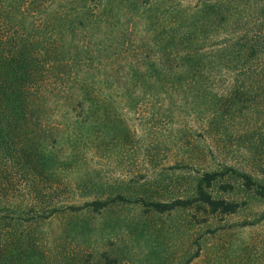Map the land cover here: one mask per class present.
<instances>
[{"label": "trees", "instance_id": "16d2710c", "mask_svg": "<svg viewBox=\"0 0 264 264\" xmlns=\"http://www.w3.org/2000/svg\"><path fill=\"white\" fill-rule=\"evenodd\" d=\"M80 2L72 8L66 0H0V264H52L49 237L39 230L60 215L128 203L157 214L196 208L229 217L241 208L227 198L238 188L264 201V0L254 7L202 0L165 21L164 36L156 33L134 50L112 0ZM219 84L229 87L221 92ZM159 89L170 101L168 113L177 107L206 127L203 155L216 169L202 170L186 198L102 192L81 206L64 202L60 190L76 185L67 180L72 168L85 164L90 150L99 158L109 143L114 147L120 100L137 113ZM229 115L241 132L227 130ZM182 147L184 159H193L187 143ZM15 187L18 197L10 193ZM263 220L264 214L250 225ZM117 262L107 256L104 264Z\"/></svg>", "mask_w": 264, "mask_h": 264}, {"label": "rangeland", "instance_id": "374dc122", "mask_svg": "<svg viewBox=\"0 0 264 264\" xmlns=\"http://www.w3.org/2000/svg\"><path fill=\"white\" fill-rule=\"evenodd\" d=\"M66 1L72 8L81 4L80 0ZM201 1L112 0V3L122 10L120 17L123 26H128L131 34L128 43L134 50L140 46L139 42L145 44L148 39H154L156 33L164 36L165 21L178 20L181 18L178 11L193 8ZM238 1L251 7L262 2ZM148 46L154 48L151 43ZM151 82L155 83V79ZM218 86L221 92L229 87L228 84ZM158 93L156 97L153 93L146 96L141 101L144 111L137 113L126 107L125 100H120L115 116L118 135L114 147L109 143L99 158L91 156L90 150L91 155H85V164L72 168L73 173L69 172L67 180L76 185L63 186L68 182L65 178L62 180L60 194L64 202L81 206L102 192L151 196L161 201L186 198L192 194L202 170L216 169L210 157L203 155L208 143L206 127L196 118H186L177 107L168 113L164 107L170 102L168 96ZM139 96L144 98L142 92ZM230 116L224 118L227 130L241 132L244 127L238 124L239 119L234 125V118ZM258 126L264 135L263 124ZM182 143H187L193 159H184ZM234 152V158L240 162L241 152L237 149ZM78 172L83 175H76ZM87 173L91 174V181L77 180ZM94 186L97 187L94 189ZM101 186L104 189L98 192ZM20 189L15 187L11 195L20 196ZM227 198L241 204L234 216H208L196 208L157 214L127 203L100 214L56 216L39 231L49 237L48 255L52 264L73 257L88 264H104L107 256L117 259L118 264H264V220L250 225L264 214V201L239 188ZM198 254L199 257L190 261Z\"/></svg>", "mask_w": 264, "mask_h": 264}]
</instances>
